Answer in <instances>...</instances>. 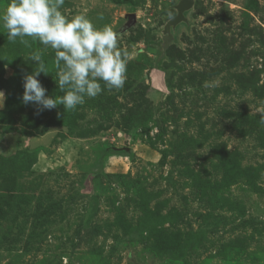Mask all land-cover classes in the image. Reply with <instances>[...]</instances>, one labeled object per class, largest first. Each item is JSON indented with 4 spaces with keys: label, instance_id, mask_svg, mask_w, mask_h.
I'll return each mask as SVG.
<instances>
[{
    "label": "rangeland",
    "instance_id": "rangeland-1",
    "mask_svg": "<svg viewBox=\"0 0 264 264\" xmlns=\"http://www.w3.org/2000/svg\"><path fill=\"white\" fill-rule=\"evenodd\" d=\"M179 1L64 0L127 53L72 110L23 102L55 51L0 27V264H264V0H193L163 49Z\"/></svg>",
    "mask_w": 264,
    "mask_h": 264
},
{
    "label": "clouds",
    "instance_id": "clouds-1",
    "mask_svg": "<svg viewBox=\"0 0 264 264\" xmlns=\"http://www.w3.org/2000/svg\"><path fill=\"white\" fill-rule=\"evenodd\" d=\"M63 3L64 0H8L0 10V27L7 30L9 41L19 38L21 44L31 47L26 39L30 37L55 51L56 81L63 95H46L38 76L49 72L39 51L29 57L38 67L23 77V102L33 103L40 110H50L58 104L66 110L75 109L85 102V97L95 98L101 93L99 81L109 90L125 84L127 53L118 50L112 27H97L84 14L69 19L60 10ZM0 95L4 97L3 92ZM257 114L264 125V108H258Z\"/></svg>",
    "mask_w": 264,
    "mask_h": 264
},
{
    "label": "water",
    "instance_id": "water-1",
    "mask_svg": "<svg viewBox=\"0 0 264 264\" xmlns=\"http://www.w3.org/2000/svg\"><path fill=\"white\" fill-rule=\"evenodd\" d=\"M193 4V0H180L176 5V15L169 19L162 30V47H166L167 43L171 40L170 30L175 27V25L181 21L185 20L184 11L189 9Z\"/></svg>",
    "mask_w": 264,
    "mask_h": 264
}]
</instances>
